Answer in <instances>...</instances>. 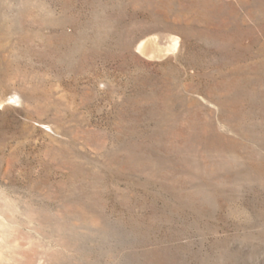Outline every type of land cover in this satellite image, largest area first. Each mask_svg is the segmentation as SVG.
<instances>
[{
	"label": "rangeland",
	"instance_id": "1",
	"mask_svg": "<svg viewBox=\"0 0 264 264\" xmlns=\"http://www.w3.org/2000/svg\"><path fill=\"white\" fill-rule=\"evenodd\" d=\"M0 197V264H264V0H0Z\"/></svg>",
	"mask_w": 264,
	"mask_h": 264
},
{
	"label": "bare ground",
	"instance_id": "2",
	"mask_svg": "<svg viewBox=\"0 0 264 264\" xmlns=\"http://www.w3.org/2000/svg\"><path fill=\"white\" fill-rule=\"evenodd\" d=\"M0 199H1V197H0ZM0 220H2V221H1V224H5V222L3 221L2 218H0ZM3 236H4V234L2 233V231H0V242L3 241V239H4ZM1 250H2V249H1ZM1 250H0V251H1ZM3 255H4V254H3ZM1 256H2V255H1V253H0V258H1Z\"/></svg>",
	"mask_w": 264,
	"mask_h": 264
}]
</instances>
